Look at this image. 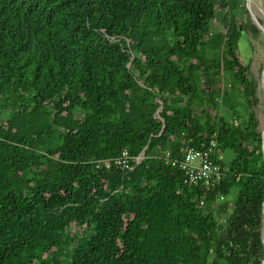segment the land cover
<instances>
[{
    "label": "trees",
    "instance_id": "1",
    "mask_svg": "<svg viewBox=\"0 0 264 264\" xmlns=\"http://www.w3.org/2000/svg\"><path fill=\"white\" fill-rule=\"evenodd\" d=\"M246 35V0H0V264H263Z\"/></svg>",
    "mask_w": 264,
    "mask_h": 264
},
{
    "label": "built area",
    "instance_id": "2",
    "mask_svg": "<svg viewBox=\"0 0 264 264\" xmlns=\"http://www.w3.org/2000/svg\"><path fill=\"white\" fill-rule=\"evenodd\" d=\"M213 149L205 151L190 148L184 156V159L178 163L179 168L185 173L189 183L202 182L206 187L213 188L223 179L225 166L221 161L225 160L223 154L217 157L213 156ZM169 155V154H168ZM140 158L137 159L139 162ZM114 164L123 166L126 169H133L127 151L121 157L115 159ZM106 167L111 166V162L105 163ZM223 200V197H221Z\"/></svg>",
    "mask_w": 264,
    "mask_h": 264
},
{
    "label": "rangeland",
    "instance_id": "3",
    "mask_svg": "<svg viewBox=\"0 0 264 264\" xmlns=\"http://www.w3.org/2000/svg\"><path fill=\"white\" fill-rule=\"evenodd\" d=\"M246 0V4H247ZM251 5V10L256 15L260 23L264 26V0H249ZM247 8L249 10L248 4ZM250 13V10H249ZM250 16L253 22H256L253 19L252 14ZM257 25V24H256ZM258 26V25H257ZM261 30V29H260ZM258 38H252L250 35H246L243 41L240 43L241 51L244 53L245 62L250 63L253 73L257 76L259 82V97L261 104L259 108H257L258 117L261 121V125L264 132V40L262 41V36ZM230 153H226L225 157H230ZM237 188L232 189L229 200L231 202L234 201L237 195ZM263 239H264V227H263Z\"/></svg>",
    "mask_w": 264,
    "mask_h": 264
},
{
    "label": "water",
    "instance_id": "4",
    "mask_svg": "<svg viewBox=\"0 0 264 264\" xmlns=\"http://www.w3.org/2000/svg\"><path fill=\"white\" fill-rule=\"evenodd\" d=\"M247 4H248V7H249V10H250V13L252 14L253 16V19L254 21L256 22V24L258 25V27L261 29V31L263 32L264 34V26L260 23V21L258 20V18L256 17V15L253 13V11L251 10V5H250V2L249 0L247 1ZM262 137H263V154H264V132L262 134ZM263 264H264V261H263Z\"/></svg>",
    "mask_w": 264,
    "mask_h": 264
}]
</instances>
